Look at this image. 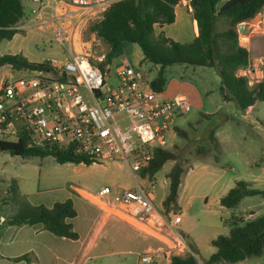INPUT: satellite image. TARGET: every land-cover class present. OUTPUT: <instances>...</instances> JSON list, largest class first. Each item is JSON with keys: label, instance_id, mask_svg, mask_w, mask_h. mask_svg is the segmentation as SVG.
<instances>
[{"label": "built area", "instance_id": "2783aa9c", "mask_svg": "<svg viewBox=\"0 0 264 264\" xmlns=\"http://www.w3.org/2000/svg\"><path fill=\"white\" fill-rule=\"evenodd\" d=\"M24 1L31 10L16 28L39 31L45 43L60 46L63 58L0 79V142L24 138L29 148L70 151L91 163H124L134 186L105 185L81 194L109 217L158 240L160 246H148L140 263L167 264L173 255L191 252L179 228L180 212H162L156 178L141 174L155 150L168 147L177 133L176 119L192 109L190 99L184 94L164 98L151 87L148 74L127 61L114 66L112 87L107 53L94 55L91 41L82 37L85 25L125 0ZM180 2L191 6L192 0Z\"/></svg>", "mask_w": 264, "mask_h": 264}, {"label": "rangeland", "instance_id": "374dc122", "mask_svg": "<svg viewBox=\"0 0 264 264\" xmlns=\"http://www.w3.org/2000/svg\"><path fill=\"white\" fill-rule=\"evenodd\" d=\"M23 3L26 16L31 6L24 0ZM92 24L88 23L83 27V39L91 41L94 55L108 53L109 46L90 31ZM18 31L12 39L0 43V55L23 54L38 64L52 58H63L60 46L56 42L45 43L46 38L39 31L21 29ZM143 58L138 44L126 42L120 46L110 62V85L114 87L116 84L114 66H119L123 61H128L146 72L148 78L152 80L155 71L148 62H141ZM173 67L178 68L179 65ZM171 68L168 69L169 82L162 93L163 97L173 96L177 92H187L191 98L192 109L179 116L175 122L176 127L186 129L188 138L179 137L177 132L170 136L166 149L173 150L177 145L182 150L183 162L188 173L183 177L179 193L183 207L180 210L182 218L180 226L196 240L197 245L193 244L198 250L199 263L205 264L204 261L216 250L211 241L219 235L228 234L234 218L243 220L264 214V197L259 195L245 197L236 209L222 206L219 199V194L227 193L240 180L250 181L254 187L264 190V102L259 101L255 112L251 114L244 113L234 101L223 107L217 76L208 74V85L212 92L204 94L186 75L182 76L173 69L171 71ZM23 72L24 70L18 71L10 65H4L0 67V79L20 76ZM202 79L198 76L194 78L197 82H202ZM195 100H199L198 104ZM227 110L229 120H225L223 116ZM209 112L217 113L205 116ZM214 127H217L216 134L221 145L218 152L208 137L209 130ZM199 148H206V153L198 154ZM216 155H219V161L216 160ZM173 163L167 162L156 175V202L159 207L168 194L167 174ZM14 178L18 179L19 187L25 194L31 193L32 202L35 204L43 202L45 205L52 201H65L70 191L74 196L82 198L85 196L81 193L85 195L86 192L96 193L105 185L131 187L136 184L133 174L122 162L61 164L52 155L25 158L14 156L9 151H0V196L2 194L0 201L5 212L13 210L14 205L7 206L6 203H2V199ZM72 187L79 188L80 192L71 190ZM74 200L80 210L81 202L78 199ZM101 212L106 213L103 210ZM76 224L83 230L81 226L85 222L82 212ZM183 230L181 229L185 235ZM137 232L140 241L133 235L111 229L110 233L106 234L107 251L103 252L107 254L97 260L96 264H142L140 263L142 252L148 246L159 247L160 243L140 231ZM234 264H264V254Z\"/></svg>", "mask_w": 264, "mask_h": 264}, {"label": "trees", "instance_id": "16d2710c", "mask_svg": "<svg viewBox=\"0 0 264 264\" xmlns=\"http://www.w3.org/2000/svg\"><path fill=\"white\" fill-rule=\"evenodd\" d=\"M179 2L180 0L121 1L107 9L104 17L91 25L90 31L96 33L109 46L108 62H112L117 49L124 43L138 44L144 55L141 62L151 63L156 68L151 87L157 92L163 93L168 85L169 67L187 64L215 68L221 78L222 98L236 102L244 112L256 102H264V81L250 85L248 77L241 73L250 62V53L240 45L238 31L239 24L262 11L264 0H192L191 6L194 9L199 35L191 42L175 41L166 37L164 32L156 34V24L164 26L175 21L176 5ZM24 7L23 0H0V43L12 39L19 32L16 27L25 16ZM4 65H10L18 71L44 68L43 64L30 61L23 54L13 53L0 55V67ZM209 115L211 114H205ZM216 129L217 127L211 128L208 137L218 152L221 145ZM177 132L179 137L188 138L186 129L177 127ZM0 151H9L14 156L25 158L52 155L61 164H92L85 156L74 155L70 151L29 148L24 138L17 143L0 142ZM206 151V148L197 150L200 155ZM215 158L217 161L220 159L219 155ZM169 161L174 163L167 174L168 194L160 209L165 214L182 210L178 200L179 187L188 173L182 150L177 145L173 150L157 148L149 167L141 172L143 177L156 178L158 171ZM254 195L264 197V190L254 187L250 181L240 180L221 197L220 203L222 206L236 209L245 197ZM3 202L14 205L13 213L5 219L9 225H41L60 238H79L73 223V219L78 215L73 198L63 202L57 201L52 206L36 205L22 194L18 179L14 178L7 187ZM233 220L228 234L219 235L211 241L216 250L204 261L205 264H234L264 254V214ZM188 243L191 252L184 256L173 255L170 264H200L197 248L192 242ZM28 256L23 255L14 260L26 259Z\"/></svg>", "mask_w": 264, "mask_h": 264}, {"label": "crops", "instance_id": "0c3cea01", "mask_svg": "<svg viewBox=\"0 0 264 264\" xmlns=\"http://www.w3.org/2000/svg\"><path fill=\"white\" fill-rule=\"evenodd\" d=\"M193 11L194 9L192 6L179 2L176 5L175 21L172 24L164 26L160 24L158 26L156 24V34L159 35L161 32H164L166 37L175 41L191 42L199 35L198 24L194 18ZM260 14L262 16V24L252 25L248 34L239 33L240 45L247 48L250 53V62L248 66L241 71V73L248 77L250 85H254L259 81H264V7ZM149 64L152 69H156L151 63ZM178 65V68L173 67V65L171 66L172 68L169 67V69L171 68V71L173 69L174 71L181 73L182 76L186 75L188 79L197 84V88L202 89L201 92L204 94L212 92L210 89L211 87L208 85V74L212 73L217 76L220 86H222L221 78L215 68L208 66L190 68L187 64ZM184 72H187L188 74ZM196 76L203 78L205 81L203 79L202 82L195 81L194 78ZM193 88L195 87L193 86ZM179 94L186 95L191 101L187 92H177L173 96L168 95L169 97L167 98H172ZM198 102L199 100H195V103L198 104ZM231 102L233 101H226L222 99L221 104L224 107L231 104ZM258 104L259 101L250 106L244 113L251 114L255 112ZM216 113L217 112L214 114ZM209 114L214 115L211 112H209ZM223 116L225 120L230 119L228 110L225 111ZM182 185L183 182L180 187ZM73 189L80 192V189L77 187H72L71 190ZM21 192L32 201L30 196L31 193L25 194L22 190ZM4 193L6 194V191ZM225 194H219V199H221V197ZM1 198L2 194L0 196V200ZM68 198H73V200L78 199L81 202L80 210H78V205L74 200L78 215L73 219V223L79 234V238L75 240L60 238L59 236L44 229L41 225L34 226L24 224L20 226H12L7 224L5 219L9 214L11 215L13 213L14 206L11 212H5V208L1 206L0 201V264H96L97 260L103 258L104 255L107 254L103 252L107 251L108 247L106 246V234L110 233L111 229L113 231L118 230L123 233L133 235V237L140 241V237L137 234L138 230L135 229L134 226L116 217H109L106 213H102L98 206L92 204L89 200L87 201L85 197L79 198L74 196L71 191ZM68 198H66V200ZM178 200L181 205L179 197ZM55 202L57 201H52V203H48L46 205L52 206ZM40 204L44 203H36V205ZM8 205L12 206L13 204L8 203L7 206ZM81 212L85 222V224L81 226L83 230H80L76 224V220L80 218ZM181 229L183 230L182 227ZM183 231L185 232L184 236L187 237L188 241L197 245L196 240L192 237V234L185 230ZM23 255L29 256L26 259L14 260V258ZM167 264H170V261L167 262Z\"/></svg>", "mask_w": 264, "mask_h": 264}, {"label": "water", "instance_id": "95a60500", "mask_svg": "<svg viewBox=\"0 0 264 264\" xmlns=\"http://www.w3.org/2000/svg\"><path fill=\"white\" fill-rule=\"evenodd\" d=\"M256 24H262V16L260 13H258L255 17L249 19L248 21L239 24L238 31L240 34H248L250 27Z\"/></svg>", "mask_w": 264, "mask_h": 264}]
</instances>
